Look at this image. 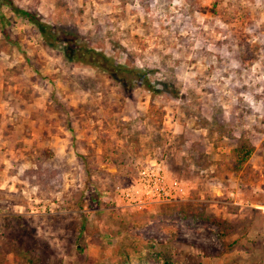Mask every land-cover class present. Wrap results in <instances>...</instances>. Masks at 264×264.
Here are the masks:
<instances>
[{
    "label": "rangeland",
    "instance_id": "rangeland-1",
    "mask_svg": "<svg viewBox=\"0 0 264 264\" xmlns=\"http://www.w3.org/2000/svg\"><path fill=\"white\" fill-rule=\"evenodd\" d=\"M10 1L55 40L0 1V264H264V0ZM151 161L180 194L133 206Z\"/></svg>",
    "mask_w": 264,
    "mask_h": 264
},
{
    "label": "trees",
    "instance_id": "trees-1",
    "mask_svg": "<svg viewBox=\"0 0 264 264\" xmlns=\"http://www.w3.org/2000/svg\"><path fill=\"white\" fill-rule=\"evenodd\" d=\"M0 1L5 3V6L10 10V12L26 19L27 22L33 24L39 34L49 44L55 40V36L51 33V27L42 23L37 18L36 14L18 8L17 6L13 5L10 0ZM59 39L61 42H63L64 48L62 49V54L67 60L94 66L97 69L105 71L112 76H122L123 74L131 75L138 79L141 82V85H143L148 92H154V89H152V87L146 81V71H141L136 68L125 69L121 65L113 63L104 54L94 51L91 48H87L84 45H80V43L77 41L76 35L66 34L63 32L61 33V37H59ZM251 152V145L245 140H239L236 146L231 150V158L234 167L239 168L244 165L248 161Z\"/></svg>",
    "mask_w": 264,
    "mask_h": 264
},
{
    "label": "built area",
    "instance_id": "built-area-1",
    "mask_svg": "<svg viewBox=\"0 0 264 264\" xmlns=\"http://www.w3.org/2000/svg\"><path fill=\"white\" fill-rule=\"evenodd\" d=\"M133 183L132 190L121 195L136 207H142L144 204L168 203L180 194L178 183L168 179L163 167L155 161L139 169ZM259 208L264 211V207Z\"/></svg>",
    "mask_w": 264,
    "mask_h": 264
}]
</instances>
